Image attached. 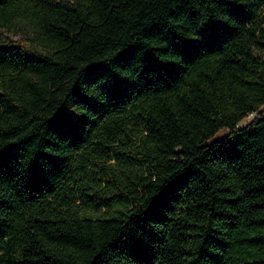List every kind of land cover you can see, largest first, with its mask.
<instances>
[{"label":"trees","instance_id":"trees-1","mask_svg":"<svg viewBox=\"0 0 264 264\" xmlns=\"http://www.w3.org/2000/svg\"><path fill=\"white\" fill-rule=\"evenodd\" d=\"M259 107L264 0H0V264H264Z\"/></svg>","mask_w":264,"mask_h":264},{"label":"rangeland","instance_id":"rangeland-1","mask_svg":"<svg viewBox=\"0 0 264 264\" xmlns=\"http://www.w3.org/2000/svg\"><path fill=\"white\" fill-rule=\"evenodd\" d=\"M5 35H8V37L12 39H24L27 35L30 34V27L29 25L25 23H21L14 27L10 32H4ZM262 111L264 113V107H259L257 110L251 114H249L247 117L242 119L238 124L240 126L245 125L247 122H249L257 112ZM227 132L226 129H222L216 133V135L213 138H219L223 136Z\"/></svg>","mask_w":264,"mask_h":264}]
</instances>
